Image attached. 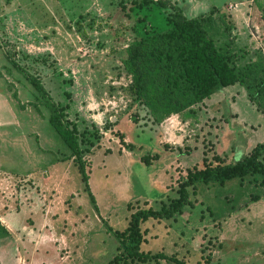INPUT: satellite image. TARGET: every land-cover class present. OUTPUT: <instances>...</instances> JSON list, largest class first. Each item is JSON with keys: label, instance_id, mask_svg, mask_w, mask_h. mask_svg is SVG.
<instances>
[{"label": "rangeland", "instance_id": "rangeland-1", "mask_svg": "<svg viewBox=\"0 0 264 264\" xmlns=\"http://www.w3.org/2000/svg\"><path fill=\"white\" fill-rule=\"evenodd\" d=\"M172 1L190 19L206 17L234 66H264V0ZM156 6L0 0V222L12 229L0 239V264H110L115 232L138 209L161 210L190 171L236 164L264 144V108L240 84L159 124L140 103L124 59L142 26L141 34L167 27ZM26 74L67 107L80 134L91 133L85 159L96 206ZM263 182L258 174L189 187L193 206L176 220L142 225L150 260L127 264H264Z\"/></svg>", "mask_w": 264, "mask_h": 264}, {"label": "trees", "instance_id": "trees-1", "mask_svg": "<svg viewBox=\"0 0 264 264\" xmlns=\"http://www.w3.org/2000/svg\"><path fill=\"white\" fill-rule=\"evenodd\" d=\"M143 1L146 5L156 4L158 9L165 10L167 27L141 34L145 28L141 25L137 33L140 38L127 48L124 62L132 76L133 89L140 103L151 112L156 123H162L172 115L182 114L210 99L219 90L238 84L245 86L252 100L264 108L261 105L264 101V66L261 63L255 62L242 68L234 66L233 57L218 48L209 36L206 17L190 19L172 0H158L157 3L153 0ZM26 78L43 98L48 99L46 106L51 112L49 122L72 152L63 160L74 159L86 184V191L96 206L85 159L90 153L87 146H94L91 133L80 134L68 119L67 107L53 104L37 77L26 74ZM13 96L18 100L17 93ZM127 146L133 149L131 145ZM158 159L155 155L142 160L151 164ZM258 174L264 179V144L236 164L220 163L190 171L180 186L178 199L172 200L168 206L163 205L161 210L152 207L138 209L132 214L128 228L115 232L119 241V254L110 264H127L130 260L148 262L152 256L141 248L146 240L142 225L149 220H176L186 206H193L189 187L195 188L201 183L224 185L235 179ZM9 235L10 231L0 222V239Z\"/></svg>", "mask_w": 264, "mask_h": 264}, {"label": "crops", "instance_id": "crops-1", "mask_svg": "<svg viewBox=\"0 0 264 264\" xmlns=\"http://www.w3.org/2000/svg\"><path fill=\"white\" fill-rule=\"evenodd\" d=\"M7 229L11 232L12 231V229L7 225Z\"/></svg>", "mask_w": 264, "mask_h": 264}]
</instances>
